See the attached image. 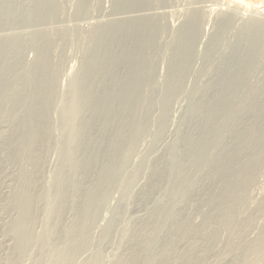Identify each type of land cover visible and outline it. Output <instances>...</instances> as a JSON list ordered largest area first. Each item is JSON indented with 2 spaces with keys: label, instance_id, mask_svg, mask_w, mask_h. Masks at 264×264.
<instances>
[{
  "label": "bare ground",
  "instance_id": "1",
  "mask_svg": "<svg viewBox=\"0 0 264 264\" xmlns=\"http://www.w3.org/2000/svg\"><path fill=\"white\" fill-rule=\"evenodd\" d=\"M210 1L194 0L191 3L204 6ZM230 1L244 11L251 10L252 16L246 21L247 17L244 19L235 12H225L224 4L219 7L213 0L211 5H206V8L218 6L211 7L210 11L214 9L225 12L218 13L217 20L215 14V27L218 23L219 28L231 23L229 34L236 31L232 35L235 37L230 49L232 51L230 54L225 52L228 56H220V59L216 56L219 63L212 72V65H209L215 54L212 56L207 52L206 56L204 53L206 65L203 64L204 68L198 71L204 77L209 76V86L205 82L194 86L192 90V86L188 85L192 91L189 89V96L185 95L189 97L188 105L180 117L174 139L164 154L154 160L150 159V155L156 151L163 137L171 102L182 95L183 89H187L184 88V82L190 76L187 74V64L192 59L190 48L195 39L194 35L187 33V29H181L177 38L174 33L173 42L177 40L174 43L177 49L182 41L184 47L182 52L178 49L180 55H174L169 50L173 56L168 63L166 77L162 76V83H159L160 80L155 81L159 78L157 76L153 79L156 74L152 75L155 73L153 62L157 53L154 52L152 58L144 49L146 45L155 43L149 22L136 24L134 28L131 26L133 23L126 25V29L134 31V36L131 37L130 33L125 40L118 38H121V31L117 30L115 37L111 38L110 32L101 34L97 29L91 38L96 46L94 44V48L89 47L83 51L86 57L82 74L78 73L83 75L81 80L78 75L80 83L76 81L77 78L74 79L84 93L81 92V96L75 99L76 89L68 103H62L64 96L61 93L59 98L55 96L59 94L57 90L62 88H54L57 68L55 72V69L43 64L50 51L46 53L47 50H44L46 55L42 57V62L37 63L38 70L36 68L37 72L33 74L34 77L31 76L33 78L30 81H27L29 76L26 80L24 77V80L18 79L23 90L27 89L29 82L32 85V91L30 88L27 91L29 101L25 102L18 88L8 85L7 81L11 75L18 76L16 72L20 67L18 62L22 53L14 46L17 42L8 45L6 49H0V117L15 114L13 110L7 109L8 102L13 101L12 106L18 109L25 107V104L28 106L25 117L17 119L7 131V136L4 134L6 142L0 146V165L20 167L24 162L28 163L31 172H24L21 168L18 176V179L22 178L18 180L20 186L14 183L19 188L14 191V186L11 193L14 191L15 194L8 199L5 197L4 201L0 200V213L16 212L18 215L1 230L2 236L9 235L13 241L11 246L8 245L7 257L1 258L3 260H0V264L11 261L17 264L29 256L35 247L38 248L37 256H34L35 264H76L77 259H82L78 264H104L109 256L103 261V245L114 249L113 256L110 255L112 259L109 258L111 260L107 264H264V226L255 238L247 237L251 229L255 228L256 216L264 215V197L254 209L249 208L253 204L249 198L252 194H249L250 189L264 172V81L259 80L262 76L264 79V15L261 17L256 11L264 0ZM201 8H198L199 13L190 14V19L194 23L199 21V30L203 31L201 26L206 20ZM195 24H192L193 27ZM258 24L262 25L256 27ZM147 31L149 36L145 37ZM130 44L131 49L127 47ZM10 53H14L12 62L8 59ZM72 84L74 86V82ZM153 110L158 111L155 119L152 118ZM50 111L58 113L64 132L62 134L66 135L65 145L63 143L62 149V143L59 144L62 157L54 185L49 184L35 194L38 186L33 177L43 161V154L57 147V137L54 139L52 134L54 119H48ZM81 113V117H86L84 120L78 117ZM149 133H152V143L147 154L139 165L129 168L130 158L136 154L142 138ZM145 175L146 180H141L146 183L133 195L134 185ZM113 190L122 194L121 199L118 196L121 200L119 205L113 208L115 219H123L130 211V204L142 209L144 215L133 221L131 219L134 216L128 220L126 217V222L122 220L120 223H124V228L117 234L113 223L104 231L99 226L102 235L99 240L93 241L91 234L97 221V212L106 206L109 193ZM41 205L43 230L39 235H34L33 227ZM69 213L70 218L67 217ZM91 248H94V252L88 259L81 255L78 258L82 251Z\"/></svg>",
  "mask_w": 264,
  "mask_h": 264
},
{
  "label": "rangeland",
  "instance_id": "2",
  "mask_svg": "<svg viewBox=\"0 0 264 264\" xmlns=\"http://www.w3.org/2000/svg\"><path fill=\"white\" fill-rule=\"evenodd\" d=\"M167 1H169V2H167ZM192 1H194V0H188V2H187V0H137V1L136 0L135 1L134 0H125V1H123V0H0V15L3 14L0 16L1 17L0 20H3V23H2V21L0 22V49H4V48L6 49L8 47V45H12L14 42H17L16 45L14 44V46L18 50V52L22 53V54H20V56L21 55L22 56L20 57L19 62L24 64L21 66V64L17 61L18 65H20V67L18 68L19 70H17V71L18 72L21 71L20 72L21 74L16 72L18 74V76H16V74H14L13 76L11 75L10 77H8L7 78L8 85L9 84L12 86L14 85L16 88H18V93L20 94L21 98H23L25 102H28L29 101V95L27 94V91H30V90L32 91V85L29 82L27 89L23 90L22 87H20V85L18 84L19 83L18 79H20V80L25 79L26 80L28 78L27 81H30V79H32L37 72L36 71V68L38 67V66H36V65H38L37 63H39L43 59L42 57H45L44 55H46V53H48L50 51L47 55L46 61L44 60L43 64L46 63L45 66L47 68L49 67L53 70L55 69V72H56V68H57L56 73H57V77L59 79L56 77L54 88H56L55 90H57L58 88H60L62 86V88L64 87L63 88L64 90L62 88L60 89L61 92L59 90H57V92L59 94H56L55 96H57V98H59V96L62 94L64 96L62 99V103H68V100L71 99V97L75 95L74 94L75 92H76V95L73 97L75 99L77 98L78 95H79L78 97H80L81 94L84 93V90L81 88V86L80 85H79L80 87L78 86V83H80L79 81L81 80V78L83 76V75H79V74L80 73L82 74L81 70H83V66H84L83 64L85 63L84 60H85L86 55H84L83 51L85 52L86 49H88L89 47H93V45L95 44V43L93 44V39L91 40L92 36L94 37L93 32H95L97 29L99 30V33H101V34H107V32H110L109 36L111 38H114L115 33L118 30V31L123 32V33L120 32L121 38L120 37H118V38L125 40L128 37V34H130V33H131V37L134 36V31L132 32V30H131V32H130V29L129 30L126 29L125 28L126 25L133 23V25H131V24L130 25L132 27L134 25L137 27V25H139V24L143 25V24H147L148 22H149L148 24H150L149 26L151 27V31L153 32L152 36L154 37L155 43H151L148 46L146 45V47L144 49H146L149 52V54L152 55V58H153V53L154 52L157 53L156 56L154 55L155 56L154 62L152 60L154 72H155L152 75L153 76L155 74L156 75L154 77L153 76L152 77H153V79L156 76L159 77V78L156 77L157 79H155V81L158 82L160 80L159 83H162V82H164L162 80L167 75V73H165V72L168 71L167 66L169 65L168 63H170L171 57L173 56V54L174 55H176V54L180 55L181 54L180 52L183 51V47H184V44L182 41L179 45L180 47H178L179 51L181 50L179 52L177 47L174 44L175 41H177V40L175 39V41L173 42V39L175 38V35L177 38V36H179L181 34V33H179L181 29L182 30L187 29V33H189V34L191 33L192 35H194L193 37L195 38L193 40V44L190 48V50L192 49L190 51V55L192 56V59L187 64V67H188L187 68L188 69L187 74L190 76H188V77L186 76L187 78H185V82H184V88H187V89L186 90L183 89L184 91L182 92V95H184V96L182 98L180 97L182 95H180V96L178 95L180 98L177 96L171 102L172 103L170 105L171 108L169 109L170 112H168V115H167L168 124H166L167 126L165 127L163 137L160 140V143L157 145L156 151L153 153L154 155L153 154L150 155V157H152L150 159L154 160V159L158 158L160 156V154H162V153L164 154V151L167 149V147L171 144V142L174 139L175 131H177L178 124L180 123V119L182 118V115L185 112L184 110H186L187 105H188L187 103H188L189 97H185V95L189 96V92H191L193 90V87L196 85H201V83L204 84L206 82V86H209V81H208L209 76L204 77L203 73L202 74L200 73L201 72L200 70H202V68H204V66L206 65L205 54H206V56L208 53L212 54V56H213V53L215 54V56L213 57V59L214 58L215 59L214 60L212 59V61L210 62V65H209V66L212 65V68L210 70L212 72V69L214 68V66L218 65L219 61H217V60L221 58L220 56H228V55H226V53L228 52V54H230L231 53L230 51H232L230 49H231V47H233V41L235 40V37L234 36L232 37V35H235L236 31H234V33L232 35L229 34L230 33L229 30H230V28H232L230 26L231 23H227V24L221 26L223 28H219L220 25L218 23L217 26L215 27L213 23H215V19L217 20L218 13L220 14L221 12L222 13L235 12L236 14H239L238 15L239 17L243 16L244 19L247 17L246 21L248 19H250V17L252 16V14L250 13V12H252L251 10L250 11H244V9L242 10L241 7L237 6V4L231 2L230 0H217V1L213 0V2H215L219 7H222V5L224 4L223 7L225 6V9H226L225 12H223V11L220 12V11H216L213 9V11L216 12L214 14H213V11H210V9H211V7L215 8L218 6H215V5L207 6V8L209 9L208 11L210 13L207 12V8H206V5H211L213 3L212 2L210 4V2L212 0L209 3H205L204 6L192 4L191 3ZM122 5L124 7H122ZM198 8H201L203 10L202 12L206 16V17L204 16V20H206V21H203L205 24L203 23V26H201V28L203 27V31L201 29L202 32L199 30V27H200L199 23L200 22L199 21L195 22L196 23L195 24L194 22L191 21L192 19H190V17H191L190 14L199 13V12H197V11H199ZM141 9H142V11H141ZM231 9H233V10H231ZM204 10H205V12H204ZM235 10H237V11H235ZM256 11L259 14H261V17H262V15H264V3L260 7H258V9ZM43 12H44V14H43ZM186 14L187 15L189 14V15L187 16ZM209 14H210V17H209ZM215 14H217L216 15L217 17L215 16ZM240 15H242V16H240ZM187 17H189V19H187ZM184 18H186V20ZM206 18H210V20L207 21ZM213 18H215V19H213ZM263 18H264V16H263ZM183 21H184V24H183ZM189 21H191V22H189ZM124 22H125V25H123ZM206 22H207V24H206ZM262 23L264 24V22H262ZM180 24H182V25H180ZM192 24L193 25L195 24V26L196 27L198 26V27L197 28L195 26L193 27ZM261 25L258 24V25H256V27H260ZM121 27H122V29H121ZM191 27L194 30H192ZM171 28H172V31H171ZM245 28H246V26H245ZM182 30H181V32H182ZM200 32H201V34H200ZM171 33L173 36L171 35ZM174 33H175V35H174ZM148 34H149V31H147V33L144 34L145 37ZM47 35H48V37H47ZM140 36H142V33ZM167 41H170L173 44H171V43L169 44V42H167ZM19 42H21L24 46ZM82 42H83V45H82ZM90 42H92V43H90ZM132 44L128 45L127 47L129 49H131ZM20 45H22V46H20ZM164 45H166V46H164ZM203 45H204V47H202ZM85 46H87V48ZM95 46H96V44L94 45V47ZM211 46L214 48H212ZM163 47H164V50L167 47L168 51H166L167 50L166 49L164 52ZM263 47H264V45H263ZM263 47H262V49H263ZM202 48H203V50H202ZM41 49H42V52H41ZM193 49H195V50H193ZM23 50H24V53L22 52ZM44 50L45 51L47 50L46 53ZM169 50H171V52H173V54ZM151 51H153V52H151ZM168 52H169V54H168ZM192 52H194V54L196 56ZM218 52H221V53L218 54ZM43 53H45V54H43ZM160 53H161V56H160ZM263 53H264V49H263ZM13 54L14 53L9 54V56H8L9 62L11 61ZM40 54H41V56L39 57ZM163 54H166V55H163ZM197 54L198 55L200 54V55L197 56ZM201 54H202V57H201ZM216 56L218 59L216 58ZM193 58H195V59H193ZM203 58H204V60H203ZM80 59H82V60H80ZM203 64H205V65H203ZM21 67L24 70H26L27 73L28 72H31V73H29V75H28L27 73H25V71H23V69ZM163 67L165 68L166 71L163 69ZM190 68H191V70H190ZM161 69H163L164 74L162 73ZM37 70H38V68H37ZM67 70L68 71L70 70L68 72V73H70L69 75L67 74ZM160 70H161V73H160ZM207 70L209 71V69H207ZM198 73H200V74H198ZM63 74H64V76H63ZM191 74H192V76H191ZM194 74H195V76H194ZM209 74H210V72H209ZM78 75H79L80 80H78L79 79ZM201 75H202V77H201ZM27 76H29V77H27ZM31 76H33V77H31ZM260 76H262V75H260ZM22 77H24V79ZM189 77H190V79H189ZM76 78H77V80H76ZM74 79L78 83L76 81H74ZM193 79H195V80L193 81ZM213 80L214 79H212V81ZM259 80L264 81L263 76L259 77ZM72 81L74 82L75 88L72 84L73 83ZM70 83H71V85H70ZM75 84H77V85H75ZM188 85H190V87L192 86V90H191V88H189L191 91L188 89ZM66 86H67V88H65ZM70 87H72V88H70ZM29 88H30V90H29ZM66 89H67V91H66ZM71 90L73 91V93ZM65 91H66V93H65ZM184 92H186V94ZM8 96H10L9 91H8ZM25 98H27V99H25ZM177 100H180L181 102L180 101L178 102ZM13 104H14L13 101H12V103L8 102L7 103V109L13 110L12 113H15V114H13L12 116H5V117L3 116L4 118L0 117L1 118L0 119V136H1L0 137V146L3 144V142H6L5 136H7L6 133L8 134L10 127L13 126V124L15 123V121L17 119H19L21 117H25V113L27 112V109H28L27 108L28 106H26L27 104H25V107L22 106L21 108H19L21 111L18 108H16L15 106H12ZM185 105H186V107H185ZM12 107H13V109H12ZM172 108L174 111L172 110ZM53 111H55V110H53ZM52 112L49 114L50 116L48 115V119H49V121L50 120L53 121V119H54L52 134H54V136H53L54 139L57 137V147L51 148L48 151H46L47 153L44 152V154H43L44 155L42 158L43 161L41 162L40 167H38L37 173L33 177V180L35 181L36 186L39 187V188L37 187V191H35V194H38L40 191L44 190L46 187H48L50 185H54L55 178H56L57 173H58L57 168H58V165H59L61 157H62L61 156L62 153H60L61 148L59 147V144L62 143L61 144L62 149H63V146L65 145L66 135L62 134L64 132H62L63 127H62L60 118L58 116V113H54V112L52 113ZM55 112H57V110ZM82 113L78 117L83 116ZM157 115H158V111L153 110L152 118L155 119L157 117ZM85 118L86 117H81L80 120H84ZM154 119H152V120H154ZM178 119H179V121H178ZM54 125H55V127H54ZM58 127H59V129H58ZM152 129H151V131L153 132L154 128H152ZM4 134H5V136H4ZM147 135H146L147 137L145 136L142 138L143 140L140 141L141 143L138 145L136 154L134 156H132L135 159V161L133 158H130L129 168L130 167H136L137 165H139L140 162H142V160L144 159L143 158V157H145L144 155L147 154V152L149 150L148 147H150V145L152 143V139H151L152 133L151 134L149 133ZM147 138H148V140H147ZM59 140H60V142H59ZM144 142L147 143L148 145L145 144ZM63 143H64V145H63ZM144 147L146 148L147 151L145 150ZM142 152H146V153L142 154ZM138 160H139V162H138ZM27 164L28 163L23 162V165H21L20 167L19 166L13 167V166H8V165H3V164H2V166L0 165V169L3 170V168H4L3 172H2V170H0L2 172V173H0V177H1L0 178L1 179L0 180V194H1L0 197L1 198L3 197L2 199L0 198L1 201H4L6 198L7 199L10 198L12 196V194L13 195L15 194L14 189H18L19 188L18 186H20L18 184L19 183L18 180L22 179V178L18 179L20 172L22 170L24 172H27V173L30 172ZM21 168H22V170H21ZM263 173L261 174V176H259L257 178L254 186L252 187L253 190L250 189L249 194L250 193H252V194H251V196H249V198H251L250 200L253 203L252 206L249 207L250 210L254 209L255 205H258L260 200L264 197V187H263L264 186V174ZM16 177H17V179H16ZM141 178H144L146 180V175H145V177L144 176L140 177L139 180L134 185L135 188L133 190V195H136L140 191V189L144 186V184L146 183V181L144 180V182H145L144 183L143 179L141 180ZM14 183H16V185H18L17 188H16V185ZM82 185H84V184L82 183ZM136 186L139 188V190ZM11 189L14 190L12 193H11V191H12ZM135 189H137V190H135ZM115 193H119L120 195L119 194L117 195ZM257 193H258V195H257ZM112 194H113V196H112ZM109 195L111 198L110 197L108 198L106 206H103V208H100V210L97 212V215H96V220H97L96 222L97 223L95 222L96 227L94 226L95 229L93 228L94 231L92 229V234H91L92 235L91 237L95 238L97 236L96 237L97 239L93 238L92 239L93 241H97L100 239V236L102 235V232L104 231L103 229H106L110 223L114 224V228H116V229H114L115 230L114 232L117 234V233H119V230L121 231L124 228V223L126 222V219L128 220L134 216L133 217L134 219L133 218L131 219L133 221V220H136V219H138L144 215V214H142V213H144L142 209H137L136 207L134 208V206H132V204H130V207H129L130 211H128V213H127V215H129L130 217L126 215L123 219L116 218L117 219L116 220L114 218V211H113L114 209L113 208H116L119 205V203L121 201L120 199L122 197L121 196L122 194L116 190H113V192L111 191L109 193ZM118 196L120 199L118 198ZM254 197H256V198H254ZM110 199H112V200L110 201ZM0 204H2V202H0ZM111 205H112V207H111ZM41 208H42V205L40 207H38L39 211L37 210V214H38L37 221L34 224L35 228L33 227L34 235H39L40 232H42V230H43V225L41 222L43 219L42 218L43 215H42ZM132 208H133V210H132ZM6 210H8V209H6ZM137 210H138V212H137ZM246 210L247 209H245V213L247 212ZM70 215L71 214L69 213L67 215V217L70 218ZM263 216H264L263 214L256 216L255 224L253 226L255 228H252L251 231L248 233L249 235H247V237L249 239L255 238L259 234L260 229L264 226L263 225V223H264V217ZM16 217H18L16 212H12V213L11 212H8V213L7 212H1L0 213V243H1L0 244V260H3L7 257L9 246H11L12 241H13L9 235H8V237H7V235L6 236L3 235L5 237L4 238L1 234V230L3 229V227L5 228L10 223H12ZM121 221L124 222V223H122L123 225L120 224ZM101 222H102V224H101ZM117 222H119V225ZM194 222L197 223L198 220H194ZM36 224H37V226H36ZM120 225H122V226H120ZM99 226L102 227L101 229L103 231L100 229ZM95 230L98 232H95ZM116 231H118V232H116ZM103 249H104L103 250L104 251L103 252V261H105L107 259V257L109 256L108 259L106 260V262H104V264L105 263L107 264L112 259L111 257L114 254V251H112V250H114V249H113V247L111 248L109 246L105 247V245H103ZM37 251H38V248L35 247L29 256L25 257L23 260H21V262H19L20 261L19 260L18 263L17 262L16 263L17 264H35L36 257H34V256H37L36 255ZM89 252H91V253H89ZM93 252H94V248H91L89 250H85L84 252L82 251V253H80L78 255V258H81V256H83L84 259H86V258L88 259L89 255H91ZM85 254H86V256H85ZM111 254H112V256L110 257ZM1 258H3V259H1ZM109 258H111V259H109ZM81 261H82V259H81ZM81 261H80V259H77L76 264L81 263ZM8 264H15V263L11 261V263H8ZM260 264H262V262H260Z\"/></svg>",
  "mask_w": 264,
  "mask_h": 264
}]
</instances>
